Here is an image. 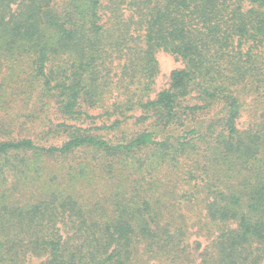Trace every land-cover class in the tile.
<instances>
[{"label": "trees", "instance_id": "1", "mask_svg": "<svg viewBox=\"0 0 264 264\" xmlns=\"http://www.w3.org/2000/svg\"><path fill=\"white\" fill-rule=\"evenodd\" d=\"M35 259L264 264V0H0V264Z\"/></svg>", "mask_w": 264, "mask_h": 264}, {"label": "rangeland", "instance_id": "2", "mask_svg": "<svg viewBox=\"0 0 264 264\" xmlns=\"http://www.w3.org/2000/svg\"><path fill=\"white\" fill-rule=\"evenodd\" d=\"M156 57L158 60V64H159V73L155 78V83L153 85V92H152V96H155V94L161 90L164 87L168 86L169 80H170V73L173 69L175 68H179L183 66V63L179 60H177L172 54L165 52L163 50H159L156 53ZM51 116L53 118V120L56 123H59L62 121V119L60 118V116L57 114L55 108H51ZM7 112L12 115L15 116L16 114L20 113V108L14 107V109H9L7 110ZM92 114L94 115H99V111H95ZM138 114V112H137ZM94 121H96L97 123L98 120L94 118ZM250 121V118L248 116L247 113H244V115L242 116V118L240 119V124L242 126H246L248 124V122ZM21 120L17 121V124L20 125ZM141 126H137L134 125L132 123V121H129L126 124L122 125V128L117 130L118 133L123 132L126 133L127 135L130 134H134L136 133L138 130H140ZM42 128H37L38 131H41ZM191 239H200L203 243V245L208 244L209 240L207 239L206 236H197V233L194 232V230H192V236ZM201 250V249H200ZM199 250V251H200ZM199 251H197L195 253V257L198 256ZM40 259H35L34 261L32 260V264H40Z\"/></svg>", "mask_w": 264, "mask_h": 264}]
</instances>
